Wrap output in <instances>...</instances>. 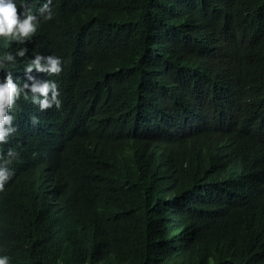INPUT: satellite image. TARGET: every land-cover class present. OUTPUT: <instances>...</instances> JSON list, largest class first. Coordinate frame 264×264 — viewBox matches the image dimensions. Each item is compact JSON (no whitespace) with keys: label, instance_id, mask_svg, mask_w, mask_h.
Segmentation results:
<instances>
[{"label":"trees","instance_id":"1","mask_svg":"<svg viewBox=\"0 0 264 264\" xmlns=\"http://www.w3.org/2000/svg\"><path fill=\"white\" fill-rule=\"evenodd\" d=\"M24 2L35 34L0 37L22 90L0 256L264 264V0H52L47 20ZM37 55L61 73L29 72ZM51 81L61 107L41 111L30 87Z\"/></svg>","mask_w":264,"mask_h":264},{"label":"clouds","instance_id":"2","mask_svg":"<svg viewBox=\"0 0 264 264\" xmlns=\"http://www.w3.org/2000/svg\"><path fill=\"white\" fill-rule=\"evenodd\" d=\"M52 0L46 2L39 8V13L44 19H51L52 13L50 9ZM37 30V16L31 11V8L22 0L18 8L15 0H0V37H10L13 40L23 42L32 37ZM26 50H22L19 55L23 56ZM11 58V57H9ZM42 57L37 55L35 60L26 66L30 72L34 67L40 71L48 72L50 75H59L62 71V62L59 57L50 55L47 57V64H41ZM24 88H29L25 84ZM21 89L13 82L11 75H9L3 83H0V144H7L11 134L16 132L14 126V116L9 114V110L13 108L16 101L21 96ZM30 92L39 96L31 95L32 103L38 105L41 111L53 108L59 109L61 107V100L59 99V91L56 82H45L43 84H33L30 87ZM51 96L49 97V93ZM27 98L28 92H24ZM33 124H37L38 118L31 117ZM17 153L9 149V159L3 158V153L0 152V191L4 189L5 183L8 182L14 174L6 165L12 162V157ZM9 258L7 256H0V264H8Z\"/></svg>","mask_w":264,"mask_h":264}]
</instances>
